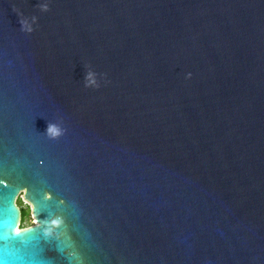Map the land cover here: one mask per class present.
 Here are the masks:
<instances>
[{
  "label": "water",
  "instance_id": "obj_1",
  "mask_svg": "<svg viewBox=\"0 0 264 264\" xmlns=\"http://www.w3.org/2000/svg\"><path fill=\"white\" fill-rule=\"evenodd\" d=\"M0 264H264V0H0Z\"/></svg>",
  "mask_w": 264,
  "mask_h": 264
},
{
  "label": "clouds",
  "instance_id": "obj_2",
  "mask_svg": "<svg viewBox=\"0 0 264 264\" xmlns=\"http://www.w3.org/2000/svg\"><path fill=\"white\" fill-rule=\"evenodd\" d=\"M42 10L43 11H47V6L46 5H44V6H42ZM32 22L34 23L35 22V17H33L32 18ZM21 29L22 30H24V31H28V32H31L32 31V28H31V26L29 25V23H28V21L27 20H23V21H21ZM191 74H189V76H190ZM85 87H99V85L98 84H96V81H95V79H94V73H92V72H88L86 75H85ZM46 133H47V135H49V137H52V138H55V137H57L58 135H60L61 134V132H60V129H58L57 127H55L54 125H52V124H49L48 126H47V128H46ZM52 223L54 224V225H57V224H59V221H56V220H54V221H52ZM17 231H19V229H17Z\"/></svg>",
  "mask_w": 264,
  "mask_h": 264
},
{
  "label": "rangeland",
  "instance_id": "obj_3",
  "mask_svg": "<svg viewBox=\"0 0 264 264\" xmlns=\"http://www.w3.org/2000/svg\"><path fill=\"white\" fill-rule=\"evenodd\" d=\"M19 197L21 200L20 207L23 209L22 213H24V211H26V213H27L25 216V220L22 223V226H29L32 223H34V219L31 217V213H30V205L26 201H24L22 194H20Z\"/></svg>",
  "mask_w": 264,
  "mask_h": 264
},
{
  "label": "trees",
  "instance_id": "obj_4",
  "mask_svg": "<svg viewBox=\"0 0 264 264\" xmlns=\"http://www.w3.org/2000/svg\"><path fill=\"white\" fill-rule=\"evenodd\" d=\"M20 202H21V200H20V197H18L17 198V200H16V204L18 205V207L20 208V210H21V219H20V227L21 228H23V227H26V226H22V223L24 222V220H25V216H26V211H24V213H22V208L20 207ZM19 203V204H18Z\"/></svg>",
  "mask_w": 264,
  "mask_h": 264
},
{
  "label": "flooded vegetation",
  "instance_id": "obj_5",
  "mask_svg": "<svg viewBox=\"0 0 264 264\" xmlns=\"http://www.w3.org/2000/svg\"><path fill=\"white\" fill-rule=\"evenodd\" d=\"M35 222V221H34Z\"/></svg>",
  "mask_w": 264,
  "mask_h": 264
},
{
  "label": "snow or ice",
  "instance_id": "obj_6",
  "mask_svg": "<svg viewBox=\"0 0 264 264\" xmlns=\"http://www.w3.org/2000/svg\"><path fill=\"white\" fill-rule=\"evenodd\" d=\"M38 218V217H37Z\"/></svg>",
  "mask_w": 264,
  "mask_h": 264
}]
</instances>
